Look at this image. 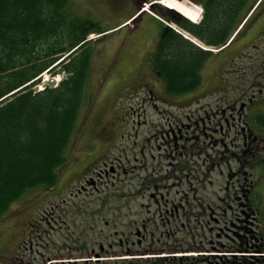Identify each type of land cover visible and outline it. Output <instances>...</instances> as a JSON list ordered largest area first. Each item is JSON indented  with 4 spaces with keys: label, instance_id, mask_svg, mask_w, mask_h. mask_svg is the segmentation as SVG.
Segmentation results:
<instances>
[{
    "label": "rangeland",
    "instance_id": "rangeland-1",
    "mask_svg": "<svg viewBox=\"0 0 264 264\" xmlns=\"http://www.w3.org/2000/svg\"><path fill=\"white\" fill-rule=\"evenodd\" d=\"M160 3L162 4L161 1ZM70 4V13L74 17L88 18L98 25L101 38L97 41L99 35L89 34L88 39H93L79 51L81 58L84 55L89 57L90 71L85 88V102L79 110L77 128L67 153L68 162L61 169L58 182L50 190L39 187L18 198L0 221V262L5 264H27V261L32 264H40L38 261L43 264H69L68 259L71 258L66 255L70 250L66 245L72 247L73 252L70 253L73 259L82 257L78 256L82 255L78 250L82 240H86L88 245V254L85 255L90 258L91 264H97L98 258L94 253H100V245L107 248L108 244H115L116 252L120 253L122 248L117 245L119 238L114 233L116 230L127 232V224L132 227L133 220L149 219V223L156 222L155 225L151 223L148 228V232L153 231L154 234L144 246L151 244L153 248L160 249L165 244L174 245L173 237L167 239L166 236H161L166 227L162 226L157 209L150 206L149 194L145 193L168 184L165 181L166 175L162 173L160 178L158 171L166 169L173 160L163 158L159 162L156 159L158 163H155L150 159V149L155 151L156 128L175 125L179 120L187 121L186 114L194 120L198 113L203 114L202 110L198 111L199 103L213 102L211 98L202 100L198 95L199 91L184 100L165 93L163 81L153 73L149 55L157 45L162 26L146 17L130 24L135 18L129 20L136 10L134 2L71 0ZM170 27L176 28L173 23H170ZM209 70H206V75L210 74ZM46 74L50 76V73ZM245 78L248 75L243 74V79ZM149 88L152 92L154 90L153 98L147 92ZM159 94L163 96L159 97ZM152 100L154 101L151 102ZM258 109L264 112V105ZM225 141L229 143L230 139ZM113 143L116 146L111 150ZM141 151L142 156L139 154ZM154 153L156 155V151ZM115 154L121 158L120 161ZM240 158V181L233 174L236 169L232 167V161L222 167L231 178H227L224 173L218 174L215 166H212L213 157H209L211 161L207 167L198 155L191 156L186 164H178L174 180L179 181L183 177L184 184L196 186L195 190L188 192L189 200L211 202V206L220 215L216 216L218 222L215 223L209 218H201V208H193L191 211L187 209L186 213L193 215L191 225H186L175 236L183 244L195 242L201 252H211V240L219 247V243L226 244L229 241L225 234L237 239L234 232H241L248 237L246 251H218L217 255L223 257L232 253L237 257L249 256L251 264H264V150H256L252 154L242 153ZM92 160H97L96 167ZM103 161L107 163L106 169H110L108 165L113 167V170H109L108 177L103 173L102 177L94 173L95 187L79 182L84 172L89 168L97 171ZM250 161H254L252 167ZM180 167H184V170H180ZM86 175L91 176L88 173ZM187 175H190L189 178H185ZM82 185L87 189L81 191ZM224 188L227 192L223 191ZM247 190H250L249 193ZM170 194V197L176 196L171 192ZM245 194L247 195L244 196ZM139 204L147 208L150 206L149 211L146 208L141 210ZM222 205L225 206L224 209ZM251 206L258 212H252ZM206 220L209 224L205 223ZM208 227L213 230V234L220 233L224 237L210 238L207 234ZM189 231L198 233L199 236L193 239L188 235ZM202 232L205 235H201ZM65 234L70 235L71 241L63 240ZM82 234L85 235L81 240ZM31 242L32 252L30 249L28 251ZM131 248L138 249L136 246ZM196 253L198 252L192 251L188 254ZM60 254L62 256L57 260L64 261L56 262L55 256ZM106 256L103 255L99 260L111 262L112 259H105ZM34 258L37 261H33ZM123 258L132 257L128 255Z\"/></svg>",
    "mask_w": 264,
    "mask_h": 264
},
{
    "label": "trees",
    "instance_id": "trees-1",
    "mask_svg": "<svg viewBox=\"0 0 264 264\" xmlns=\"http://www.w3.org/2000/svg\"><path fill=\"white\" fill-rule=\"evenodd\" d=\"M70 1L0 0V221L24 194L39 187L52 188L68 162L79 110L85 102L89 57L81 58L80 52L69 56L64 66L71 73L67 79L55 89L46 88L38 94L32 90L60 55L78 45V50L84 49L86 35L99 32L90 19L70 13ZM130 1L136 4V13L143 3L150 2ZM248 1L205 0L200 24L176 17L162 6H153L152 10L201 42L221 47L235 31L236 20L245 12ZM161 26V36L150 54L151 67L162 79L167 94L181 96L196 91L212 53ZM257 123L264 128V117H258ZM253 163L250 161L251 166Z\"/></svg>",
    "mask_w": 264,
    "mask_h": 264
},
{
    "label": "flooded vegetation",
    "instance_id": "flooded-vegetation-1",
    "mask_svg": "<svg viewBox=\"0 0 264 264\" xmlns=\"http://www.w3.org/2000/svg\"><path fill=\"white\" fill-rule=\"evenodd\" d=\"M204 2L205 0L199 3L203 5ZM234 27L235 31L237 28L239 29L233 39L234 41L224 50L213 54L207 60L206 66H204V80L198 89V95H200L202 100L211 98L213 102L199 103L200 108L198 111L202 110L203 114L198 113L194 120L191 119L189 114H186L187 121L179 120L175 125H165L156 128L155 139L157 143L154 149L156 155L155 151L150 149V159L155 163L157 162L156 159L159 162L163 158L173 160L166 169L158 171L160 178H162V173L166 175L165 181L168 184L148 190L145 193L149 194L150 206H154L157 209L162 226L166 227L161 236L164 235L167 239L173 237L175 244H165L166 246H161L160 249L153 248L151 244L144 246V243L150 237L153 238L154 232H148V228L151 223L155 225L156 222L149 223V219L133 220L132 227L127 224V232L116 230L114 233V236L119 238L117 245L122 248L120 253L116 252L115 244H108L107 248H104L103 245L99 246L100 253L97 254V257L107 255L105 259L110 258L112 261L106 263L99 262L101 261L99 260L98 264H128V262L131 264H251L248 261L249 256L248 258L237 257L236 254L232 253L223 257L217 255L218 251H246L248 248L246 247L248 245L247 234L234 232L237 239L225 234L229 241L227 240L226 244L219 243V247L216 245L217 243L214 244V241L211 240L209 242L212 245L211 252H205L203 251L204 249L201 252L200 247L195 242L183 244L182 240L179 242V239L175 236L186 225H191L193 215L186 213L187 209L191 211L193 208H201V218H209L210 221L213 220L215 223L218 222L216 216L220 215L211 206V202L203 203L201 201L196 202L194 199L189 200L187 194L191 190H195L196 186L184 184L182 182L183 177L179 181L174 180V173L176 174L178 164H186L185 162L190 161L189 158L191 156L198 155L201 157L203 165L207 167L211 161L209 157H213L214 162L212 161V163L214 165L212 166H215L218 174L222 175L223 173L225 174L222 167L229 165L232 161V167L236 169L233 174L237 181H240V157L242 153L252 154L256 150H264V128L257 123L258 117H264L263 110L258 109V107L264 105V0H249L246 3L245 12L237 18ZM258 30L260 31L258 32ZM207 69H210V74L206 75ZM243 74L248 75V78L243 79ZM211 88L213 89L210 90ZM149 92L152 93L151 91ZM225 139H230V142L226 143ZM114 146H116V143H113L110 149L112 150ZM139 154L142 156L143 151ZM115 155L116 159L120 161L121 158L118 157V154ZM119 156L121 157V155ZM225 158H228V160ZM96 163L97 160L92 162L94 166L97 165ZM102 164V167L97 168V171L88 169L87 172L91 176L82 179L81 184L89 183L87 185L91 184V186L95 187L94 173L100 177H102V173L109 176V170H113V167L108 165L110 169H106L107 163L103 161ZM125 170L123 171L124 173ZM180 170H184V167H180ZM228 172L230 173L231 170L229 169ZM225 175L227 178L232 177L230 174ZM189 176L187 175L185 178H189ZM86 189L85 186H81V191ZM223 191L227 192L226 188ZM170 192L176 196L170 197ZM145 193L142 194V197L145 196ZM225 197L228 198L227 195ZM219 200L222 201V198ZM240 202L239 204H243ZM139 205L141 210L146 208L148 209L147 212L149 211L150 206L147 208L145 205ZM196 219L198 220L197 216ZM105 223L107 224L108 222L105 221ZM205 223L209 224L207 220ZM208 228L207 234L210 238L214 236L218 239L224 237L220 233L215 232L213 234V230L210 227ZM219 231L222 232L221 229ZM202 234L205 235L204 232ZM84 235H81V240ZM188 235L195 239L198 233L194 234L189 231ZM64 237V241H71L70 235L67 236L65 234ZM63 244L66 245V243ZM80 244L81 246L78 250L82 252V255L78 256L82 257L75 259L72 258L73 255L70 253V251L73 252L72 247L66 245V248L70 250L66 255L67 258H71L68 259L70 260L69 264H91L90 258L85 255L88 254L86 240H82ZM131 246H136L138 249H133ZM192 251L198 252V255H187L192 253ZM30 252H32V247ZM123 255H130L132 258L128 261L125 258L119 259L124 257ZM61 256V254L55 256V261H64L57 260ZM32 260L37 261L36 258ZM51 260L49 261L51 262ZM38 262L43 264L41 261ZM27 263L32 264L31 261Z\"/></svg>",
    "mask_w": 264,
    "mask_h": 264
},
{
    "label": "bare ground",
    "instance_id": "bare-ground-1",
    "mask_svg": "<svg viewBox=\"0 0 264 264\" xmlns=\"http://www.w3.org/2000/svg\"><path fill=\"white\" fill-rule=\"evenodd\" d=\"M163 5L169 9H173L183 15L186 19L192 22H199L201 17V10L195 5H188L185 1L179 0H160ZM263 49V48H262ZM264 56V55H263ZM218 72V71H217ZM47 77V74H45ZM202 77V76H201ZM59 76L56 80H59ZM202 80V79H201ZM259 116V115H258Z\"/></svg>",
    "mask_w": 264,
    "mask_h": 264
},
{
    "label": "water",
    "instance_id": "water-1",
    "mask_svg": "<svg viewBox=\"0 0 264 264\" xmlns=\"http://www.w3.org/2000/svg\"><path fill=\"white\" fill-rule=\"evenodd\" d=\"M177 14H179L177 11H176ZM57 73L63 77H66L67 75L64 73V69L62 68H58V71ZM56 86V82L54 80V78L50 77L48 80H46V82L44 84H42V88H46V87H49L50 89H53L54 87ZM42 89H40L39 87H36L34 92L36 93H39L41 92Z\"/></svg>",
    "mask_w": 264,
    "mask_h": 264
},
{
    "label": "crops",
    "instance_id": "crops-1",
    "mask_svg": "<svg viewBox=\"0 0 264 264\" xmlns=\"http://www.w3.org/2000/svg\"><path fill=\"white\" fill-rule=\"evenodd\" d=\"M143 16L146 17V18L149 19V20H152L153 22H155V23H157V24H159V25H163L162 22H159L158 20H156V19L153 18L152 16H149V15H147V14H145V15H143Z\"/></svg>",
    "mask_w": 264,
    "mask_h": 264
}]
</instances>
